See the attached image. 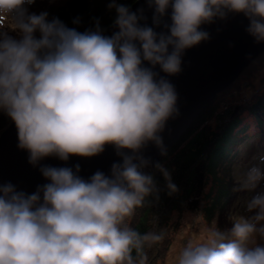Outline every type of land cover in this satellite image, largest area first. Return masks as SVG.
<instances>
[{
    "label": "clouds",
    "instance_id": "9594fccd",
    "mask_svg": "<svg viewBox=\"0 0 264 264\" xmlns=\"http://www.w3.org/2000/svg\"><path fill=\"white\" fill-rule=\"evenodd\" d=\"M34 3L0 0V113L14 122L18 147L35 165L48 156L92 157L113 145L123 163L112 165L111 176L97 171L89 180L77 175L79 165L75 172L42 167L49 183L33 194L0 185V264H147L146 247L163 237L130 226L155 191L139 151L149 141L162 145L158 133L178 115L174 86L153 68L179 73L184 50L209 38L201 25L228 13H242L248 33L264 41V0H147L157 26L171 9L161 33L140 25L143 9L110 0L118 29L110 37L98 20L81 32L47 11L29 12ZM156 167L175 191L167 170ZM261 179L252 168L243 188L252 191ZM246 209L255 214L234 217L227 234L212 227L187 242L175 264H264V244L256 243L264 240V193Z\"/></svg>",
    "mask_w": 264,
    "mask_h": 264
},
{
    "label": "water",
    "instance_id": "95a60500",
    "mask_svg": "<svg viewBox=\"0 0 264 264\" xmlns=\"http://www.w3.org/2000/svg\"><path fill=\"white\" fill-rule=\"evenodd\" d=\"M129 8L132 12L143 9L144 18L139 21L141 26L152 27L157 33L167 32L164 25L171 24V9L157 26L153 23L154 8L149 7L147 0H137ZM249 24V19L242 13H228L224 19L216 18L212 23L202 24L200 30L207 32L209 38L184 50L179 73L169 75L158 65L153 68L174 86L178 97V115L170 117L164 129L158 133L162 145L149 141L140 149L139 155L149 161L142 172L143 169H155L206 106L230 87L264 52V41L257 42L248 33ZM117 30L113 23L103 34L110 37ZM144 66L152 67L147 62H144ZM18 145V131L12 122L0 134V185L11 183L17 191L26 194H33L38 186L49 183L40 171L45 166L67 167L75 172L79 165L77 175L89 180L97 171L111 176L112 165L123 163L122 155L117 154L115 146L106 145L102 153L92 157L71 155L67 161H62L58 157L48 156L33 165L29 163L28 151ZM122 153L131 155L127 149L122 150Z\"/></svg>",
    "mask_w": 264,
    "mask_h": 264
},
{
    "label": "trees",
    "instance_id": "16d2710c",
    "mask_svg": "<svg viewBox=\"0 0 264 264\" xmlns=\"http://www.w3.org/2000/svg\"><path fill=\"white\" fill-rule=\"evenodd\" d=\"M136 1L117 0L128 7ZM108 3L110 0H59L43 11L48 12L49 19L58 17L69 28H76L81 32L94 27L97 20L101 28L106 30L116 17L115 10L108 9ZM75 18L80 19L79 24L73 23ZM263 67L264 52L230 87L220 92L206 106L160 163L170 174V183L175 185V191L169 188V181L157 167L154 170H144V173L153 177L155 191L145 198L143 207L136 210L130 220V226L141 233L155 231L163 237L151 247H146L147 264H160L165 261L178 227V224L174 225L175 215L180 217L186 213H201L204 209L203 192L207 183L208 161L210 154L216 151L215 144L218 142L222 145L237 144L242 138L240 132L248 128L247 122L242 120L235 109L241 108L250 115L255 114L264 118V93L248 100L243 106L232 104L233 98L230 97L239 84L251 79L256 71ZM222 106L226 109L223 113L219 112ZM214 117L217 118L216 125L207 124ZM12 122L6 115L0 113V134Z\"/></svg>",
    "mask_w": 264,
    "mask_h": 264
},
{
    "label": "rangeland",
    "instance_id": "374dc122",
    "mask_svg": "<svg viewBox=\"0 0 264 264\" xmlns=\"http://www.w3.org/2000/svg\"><path fill=\"white\" fill-rule=\"evenodd\" d=\"M58 1L35 0V3L29 6V12L39 14ZM8 31L13 36L17 35L11 29ZM263 68L256 71L251 79L237 86L230 96L233 98L232 104L243 106L248 100L264 93ZM225 111L222 106L219 112ZM235 112L247 122L248 128L240 132L242 138L237 144H215L216 151L210 154L208 161L207 183L203 192L204 209L201 213L174 216V225L178 224V227L175 226L177 229L173 236L174 242L165 261L160 264H175L183 246L189 241L198 242L205 238L210 228L215 227L227 234L233 227L234 217H250L255 214L247 211L246 203L256 194L264 193V179H261L252 191L244 189L243 184L252 168H258L264 174V118L250 115L241 108H236ZM216 119L214 117L207 124L215 126ZM144 170L146 169H143V172ZM256 243L264 244V240L257 237Z\"/></svg>",
    "mask_w": 264,
    "mask_h": 264
}]
</instances>
